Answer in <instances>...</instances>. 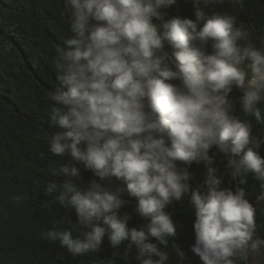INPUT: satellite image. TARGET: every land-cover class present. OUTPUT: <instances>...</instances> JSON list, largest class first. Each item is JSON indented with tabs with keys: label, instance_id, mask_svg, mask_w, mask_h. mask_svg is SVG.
Masks as SVG:
<instances>
[{
	"label": "trees",
	"instance_id": "obj_1",
	"mask_svg": "<svg viewBox=\"0 0 264 264\" xmlns=\"http://www.w3.org/2000/svg\"><path fill=\"white\" fill-rule=\"evenodd\" d=\"M263 75L264 0H0V264H252Z\"/></svg>",
	"mask_w": 264,
	"mask_h": 264
},
{
	"label": "rangeland",
	"instance_id": "obj_2",
	"mask_svg": "<svg viewBox=\"0 0 264 264\" xmlns=\"http://www.w3.org/2000/svg\"><path fill=\"white\" fill-rule=\"evenodd\" d=\"M260 52L261 48L259 47L256 51V56L252 58L250 63L247 64V72L251 73L253 70H255V67L258 64V54ZM260 78H264V75L254 79L250 78L251 82L248 84H252ZM244 240L245 253L249 257V261L252 264H264L263 244L261 240L256 238L251 232H246L244 234Z\"/></svg>",
	"mask_w": 264,
	"mask_h": 264
},
{
	"label": "water",
	"instance_id": "obj_3",
	"mask_svg": "<svg viewBox=\"0 0 264 264\" xmlns=\"http://www.w3.org/2000/svg\"><path fill=\"white\" fill-rule=\"evenodd\" d=\"M250 82H251V80L248 81V83H250Z\"/></svg>",
	"mask_w": 264,
	"mask_h": 264
}]
</instances>
